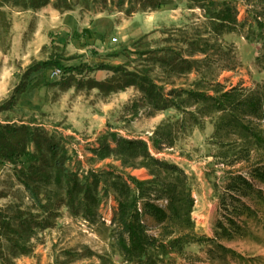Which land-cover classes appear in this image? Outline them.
I'll return each mask as SVG.
<instances>
[{
    "label": "rangeland",
    "instance_id": "obj_1",
    "mask_svg": "<svg viewBox=\"0 0 264 264\" xmlns=\"http://www.w3.org/2000/svg\"><path fill=\"white\" fill-rule=\"evenodd\" d=\"M227 1L236 4L238 21L245 25L235 34L215 37L211 44L218 49L209 52L212 55L208 63H204V57L196 56L195 60H202V69H193L191 74L181 77H169L153 60L173 59V54L165 50L186 52L185 38H195L210 29L204 13L192 8L187 0H175L152 12L135 10L132 14L125 13L129 5L117 7L116 0H50L39 10L9 5L1 9L0 124L28 126L53 136L68 149L70 161L66 164L70 170L82 177L90 173L103 177L95 223L80 216L72 217L62 208L58 222L33 236L30 254L14 256L8 247L5 249L4 255L13 264H122L112 247L109 228L117 200L112 190L104 193L107 184L104 173L114 171L124 178L132 176L141 181L151 177L146 169L125 168L115 158L100 160L92 153L101 145L115 147L108 134L147 142L154 157L184 170L192 184L195 201L192 219L196 231L209 238L216 237L221 217L214 184L217 187L221 184L213 175L208 176L213 174L208 165L218 151L212 143L213 116L199 118V103L189 97L167 95L171 90L185 89L215 96V84L227 91L238 85L251 88L257 83L264 84V28L260 31L253 26L256 14L262 16L259 20L264 24V0ZM154 50L159 53L150 55L152 61L147 63L137 54ZM221 51L235 56L237 69L222 72L220 64L224 61L212 64ZM112 54L115 56L109 57ZM52 59L66 68H79L82 74L48 66L26 76L30 67ZM99 65H126L131 71L150 66L153 69L150 78L164 89V97L182 106L185 112L175 108L154 112L142 105V96L134 88L109 95L89 88L88 81H104L108 76L104 71H91ZM202 76L208 82L196 85ZM192 116L199 118L197 123ZM155 133L158 138H168L166 144L171 142L173 148L161 154L151 149L157 138ZM215 173L217 177L221 175L219 168H215ZM261 190L264 194V187ZM20 204L23 208L30 205L27 194L11 168L1 167L0 208ZM157 205L165 208V203ZM250 205L255 215L243 219L244 235L232 241L217 238L226 251L216 248L209 255L211 247L193 246L186 251L189 259L178 263L264 264V200Z\"/></svg>",
    "mask_w": 264,
    "mask_h": 264
},
{
    "label": "trees",
    "instance_id": "obj_2",
    "mask_svg": "<svg viewBox=\"0 0 264 264\" xmlns=\"http://www.w3.org/2000/svg\"><path fill=\"white\" fill-rule=\"evenodd\" d=\"M174 1L116 0V5L120 8L129 5L125 13L132 14L135 10H159ZM49 2L50 0H0V16L3 15L1 9L8 5L22 10H39ZM187 2L192 8H198L204 13L210 29L200 32L195 38H185L183 43L187 47L186 52L165 50L173 54V59L153 60V63L160 64L165 69L169 77L187 76L193 69L201 70L202 60L194 58L204 57V63H208V57L212 55L209 52L212 49L217 52L218 49L211 44L214 38L235 34L245 25V22L238 21L239 13L233 2ZM253 17L256 19L253 26L262 31L264 24L259 20L262 16L256 14ZM156 53L159 52L154 50L137 54L147 63L152 61L150 55ZM183 53L186 55L183 56ZM114 56L112 54L109 57ZM217 59L212 64L224 61L220 64V71L237 69L234 64L235 56L221 51ZM48 66L65 73L77 71L79 75L82 74L81 69L66 68L58 60L52 59L30 67L26 76ZM91 71L108 73L104 81L87 82L89 88L97 89L100 93L109 95L134 88L142 96V105L154 112L170 108L178 111L183 109L164 97V89L150 78L153 72L150 66L131 71L126 65H99ZM159 82L165 83L163 80ZM202 82H208L207 78L202 76L196 85ZM215 85V96L185 89L171 90L167 95L172 98L185 96L199 103V118L210 117L211 114L213 116L211 119L215 130L212 143L217 146L218 151L213 154V161L208 165L213 173L208 176L213 175L221 184L219 187L214 184L221 217L217 223L215 238L196 231L192 219L195 201L192 197L191 179L178 166L154 157L147 142L118 139L114 134H108L116 143L115 147L106 144L92 150L100 160L115 158L121 162L122 167L146 169L151 177L148 181H141L132 176L124 178L114 171L104 173L107 183L104 193L112 190L117 200V210L109 228L112 247L122 264H179L181 259H189L186 251L193 246L211 247L209 255L216 248L226 251L217 238L232 241L243 236V219L255 215L250 203L264 200L261 190L264 187V84L257 83L251 88L238 85L228 91L220 84ZM192 117L197 123L199 118ZM154 136L157 138L152 141L151 149L158 154L167 148H173L171 142L166 144L168 138H158L157 133ZM69 161L68 149L53 136L28 126L0 124V168H11L30 200V205L25 208L22 204L9 206L5 210L0 208V264H13L4 255L7 247L14 256L30 254L33 236L37 231L47 230L54 222H58L62 208L72 217L80 216L95 223L101 203L99 187L103 177L100 173L79 176L68 168L66 163ZM216 167L221 171L219 177L215 173ZM158 202L165 203V208L158 206Z\"/></svg>",
    "mask_w": 264,
    "mask_h": 264
},
{
    "label": "crops",
    "instance_id": "obj_3",
    "mask_svg": "<svg viewBox=\"0 0 264 264\" xmlns=\"http://www.w3.org/2000/svg\"><path fill=\"white\" fill-rule=\"evenodd\" d=\"M131 91L133 92V89Z\"/></svg>",
    "mask_w": 264,
    "mask_h": 264
}]
</instances>
